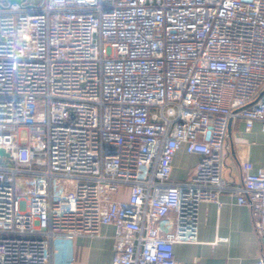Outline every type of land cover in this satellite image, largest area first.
Listing matches in <instances>:
<instances>
[{
    "label": "built area",
    "instance_id": "built-area-1",
    "mask_svg": "<svg viewBox=\"0 0 264 264\" xmlns=\"http://www.w3.org/2000/svg\"><path fill=\"white\" fill-rule=\"evenodd\" d=\"M235 119L264 131V0H0V264L104 225L111 264H178L227 189L264 235V168L225 177Z\"/></svg>",
    "mask_w": 264,
    "mask_h": 264
},
{
    "label": "crops",
    "instance_id": "crops-1",
    "mask_svg": "<svg viewBox=\"0 0 264 264\" xmlns=\"http://www.w3.org/2000/svg\"><path fill=\"white\" fill-rule=\"evenodd\" d=\"M225 177L231 186L243 179L242 162L249 160L252 171L264 168V131L256 122L246 131L242 119L229 127ZM201 156L183 146L173 162L171 180H187ZM174 216V213H171ZM102 236L57 237L51 244L52 264H111L114 227L104 225ZM178 264H259L264 260V235L256 233L250 209L237 202L232 189L225 190L219 201L202 202L198 210V242L176 243Z\"/></svg>",
    "mask_w": 264,
    "mask_h": 264
},
{
    "label": "water",
    "instance_id": "water-1",
    "mask_svg": "<svg viewBox=\"0 0 264 264\" xmlns=\"http://www.w3.org/2000/svg\"><path fill=\"white\" fill-rule=\"evenodd\" d=\"M10 1L11 2H19L20 0H10ZM0 155L9 157V154L3 148H0Z\"/></svg>",
    "mask_w": 264,
    "mask_h": 264
},
{
    "label": "rangeland",
    "instance_id": "rangeland-1",
    "mask_svg": "<svg viewBox=\"0 0 264 264\" xmlns=\"http://www.w3.org/2000/svg\"><path fill=\"white\" fill-rule=\"evenodd\" d=\"M21 136H22V140L23 141H26V137H27V131H26V129H23L21 131Z\"/></svg>",
    "mask_w": 264,
    "mask_h": 264
}]
</instances>
